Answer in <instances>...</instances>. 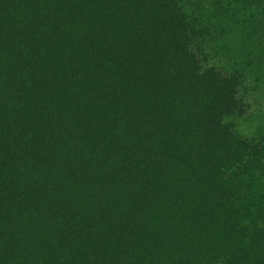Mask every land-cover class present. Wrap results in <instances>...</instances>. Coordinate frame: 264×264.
Listing matches in <instances>:
<instances>
[{
    "label": "trees",
    "instance_id": "16d2710c",
    "mask_svg": "<svg viewBox=\"0 0 264 264\" xmlns=\"http://www.w3.org/2000/svg\"><path fill=\"white\" fill-rule=\"evenodd\" d=\"M0 264H264V0H0Z\"/></svg>",
    "mask_w": 264,
    "mask_h": 264
}]
</instances>
